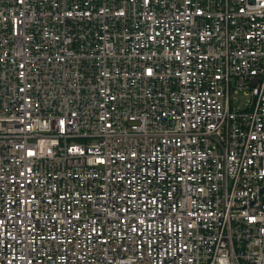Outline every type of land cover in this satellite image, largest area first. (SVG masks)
Returning <instances> with one entry per match:
<instances>
[{"label": "built area", "instance_id": "obj_1", "mask_svg": "<svg viewBox=\"0 0 264 264\" xmlns=\"http://www.w3.org/2000/svg\"><path fill=\"white\" fill-rule=\"evenodd\" d=\"M0 264H264V0H0Z\"/></svg>", "mask_w": 264, "mask_h": 264}, {"label": "rangeland", "instance_id": "obj_2", "mask_svg": "<svg viewBox=\"0 0 264 264\" xmlns=\"http://www.w3.org/2000/svg\"><path fill=\"white\" fill-rule=\"evenodd\" d=\"M235 98H237L238 99V102H237V105H244V97H243V95H242V93H240L239 95H236L235 96Z\"/></svg>", "mask_w": 264, "mask_h": 264}]
</instances>
